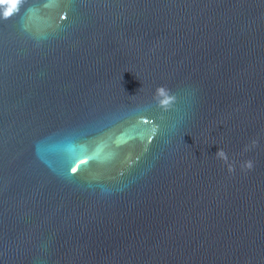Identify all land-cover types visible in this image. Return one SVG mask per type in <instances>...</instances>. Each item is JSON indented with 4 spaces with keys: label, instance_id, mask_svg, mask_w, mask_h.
I'll return each mask as SVG.
<instances>
[{
    "label": "water",
    "instance_id": "1",
    "mask_svg": "<svg viewBox=\"0 0 264 264\" xmlns=\"http://www.w3.org/2000/svg\"><path fill=\"white\" fill-rule=\"evenodd\" d=\"M0 264H264V0L0 8Z\"/></svg>",
    "mask_w": 264,
    "mask_h": 264
},
{
    "label": "clouds",
    "instance_id": "2",
    "mask_svg": "<svg viewBox=\"0 0 264 264\" xmlns=\"http://www.w3.org/2000/svg\"><path fill=\"white\" fill-rule=\"evenodd\" d=\"M22 3L23 0H0V7L4 8L3 17L5 19H8L11 18L13 15L17 14L20 10V6L22 5ZM160 97H163V99L160 100ZM156 98L159 100L160 104L165 108L170 106L171 101L174 99V97H169L168 91L164 87L157 88ZM216 155L224 158L227 162V155L222 149H219ZM247 167H252V163L250 161L247 163ZM230 170L232 169L230 168Z\"/></svg>",
    "mask_w": 264,
    "mask_h": 264
},
{
    "label": "snow or ice",
    "instance_id": "3",
    "mask_svg": "<svg viewBox=\"0 0 264 264\" xmlns=\"http://www.w3.org/2000/svg\"><path fill=\"white\" fill-rule=\"evenodd\" d=\"M0 8H2V7H0ZM2 11L4 12V8H2Z\"/></svg>",
    "mask_w": 264,
    "mask_h": 264
}]
</instances>
